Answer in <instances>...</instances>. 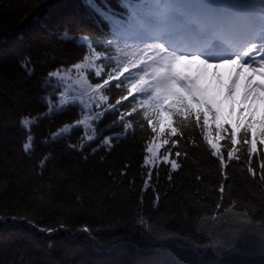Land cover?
Listing matches in <instances>:
<instances>
[{"label": "trees", "instance_id": "trees-1", "mask_svg": "<svg viewBox=\"0 0 264 264\" xmlns=\"http://www.w3.org/2000/svg\"><path fill=\"white\" fill-rule=\"evenodd\" d=\"M95 3L124 12L122 0ZM111 21L95 14L88 0H0V264H264V183L246 171V145L239 146L241 162H231L225 180L201 129L194 121L187 126L178 121L185 139L173 152L182 153L181 167L169 181V168L161 165L159 179L154 174L145 188L143 146L151 133L139 112L129 118L135 135L114 142L111 150L93 152L99 139L86 143L83 151L70 148V143H80L81 131L69 135L65 130L62 138L51 140L78 116L76 108L48 115L64 82L57 89L45 80L49 71L88 54L87 47L80 46L81 36H89L97 51L103 48L119 63L125 57L118 49L139 46L111 32ZM28 59L31 75L22 67ZM89 60L101 63L90 54ZM85 67L89 73L95 70L87 62ZM72 77L67 95L83 105L94 104L87 84L75 83V70ZM107 94L113 103L121 89L112 87ZM229 113L233 123L226 126L231 129L240 112L231 107ZM25 116L43 118L25 129L20 124ZM249 116L244 109L243 118ZM112 119L115 116L106 115L101 121L103 136L121 131L106 127ZM251 119L258 130L260 120ZM29 131L33 148L26 153ZM220 143L226 155L230 144ZM257 146L254 166L264 157V145ZM85 226L91 237L82 230ZM40 228L57 230L49 234Z\"/></svg>", "mask_w": 264, "mask_h": 264}, {"label": "snow or ice", "instance_id": "snow-or-ice-1", "mask_svg": "<svg viewBox=\"0 0 264 264\" xmlns=\"http://www.w3.org/2000/svg\"><path fill=\"white\" fill-rule=\"evenodd\" d=\"M88 6L106 21L113 20L117 15L107 5L104 7L97 5L95 0H88ZM121 7L127 10L130 26L147 33L156 28L162 32L172 29L185 36L190 44L199 46L194 50L177 47L175 44L169 47L167 41L157 37L143 40V47H133L130 51L118 49L125 57L124 62L119 63L114 62V57L106 54L103 48L97 51L95 43L89 36H81L80 46H86L88 54L70 66L61 65L49 71L45 80V83L57 89L60 82H64V91H61L59 100L54 99L49 104L48 115L62 114L76 108L78 116L77 119L63 125L51 136V140L55 142L62 138L65 130L69 135L74 131H81L80 143H70V148L83 151L86 143L99 139V144L93 152L99 148L111 150L114 142L118 143L121 139L127 138L130 133L135 135L134 121L129 118L139 112L151 133L143 146L141 165L147 169L142 173L143 184L147 188L153 181L154 174L157 180L159 179L161 165L168 166L169 181L172 180L171 173L180 169L178 158L182 153L179 150L173 152V149H178L180 140L185 139V136L178 121L184 122L185 126L194 121L195 126L201 129L203 140L211 149V155L219 161L221 175L225 180L228 178L227 170L231 162L233 160L241 162L239 146L246 145V171L254 181L264 183V157L259 159L256 166L253 165V156L259 152L257 145H264V118L259 121L260 127L257 130L254 126L256 122L251 116L247 120L243 118L242 109L235 127L229 129L226 120L221 123L223 119L221 112L209 95V89L201 84L200 77L187 76L180 67L192 64L219 67V64H209L210 59H219L225 64H234L251 70L253 74L264 76V0H252L250 4L229 3L227 0H151L149 3L131 5L123 3L122 0ZM65 37H68L67 33ZM111 45L112 41L109 40L107 47L110 48ZM89 54L101 63L94 65L89 60ZM86 62L88 68L95 69L93 72H88ZM22 67L29 75L34 70L30 59L25 60ZM73 70L77 74L75 83L87 84L91 89L94 104L83 105V101H77L75 97L67 95V90L72 88L69 81L73 79ZM89 75L93 77L92 81L89 80ZM101 77L102 80L98 79ZM53 80L56 83H53ZM112 87L121 89V94L113 103H109L107 91ZM234 88L235 81L228 89L229 97L232 96ZM261 92H264V84L253 85L249 80L245 101L249 97L258 98L257 93ZM125 101H128L127 105L124 104ZM52 104L58 106L53 107ZM106 115L115 116L106 127H119L121 131L103 136L104 129L100 124ZM40 118L43 117L30 119L29 116H25L20 124L23 128L29 129L30 125L37 123ZM139 126L143 128L144 124ZM89 128L91 133L87 130ZM33 139L29 131L23 146L26 153L33 148ZM222 140H227L230 144L226 155L225 146L220 143ZM188 142L196 144L195 139L189 138ZM183 155L186 157L187 153ZM48 158L46 156L44 161ZM44 161L41 162V167ZM127 167L125 165V169ZM122 174H125V170H122ZM218 190L223 200L225 185L221 184ZM156 200L159 201L158 195ZM221 206L216 205L217 209ZM60 228L66 229L67 226L61 224ZM56 230L40 228V231L49 234ZM82 230L91 237L87 226ZM51 246L50 244L49 247Z\"/></svg>", "mask_w": 264, "mask_h": 264}, {"label": "rangeland", "instance_id": "rangeland-1", "mask_svg": "<svg viewBox=\"0 0 264 264\" xmlns=\"http://www.w3.org/2000/svg\"><path fill=\"white\" fill-rule=\"evenodd\" d=\"M151 1V0H150ZM249 0H237L236 2L245 3L247 4ZM227 2L232 3L235 2L234 0H227ZM137 29V27H131V31ZM177 35L183 36L179 33L176 34V31L172 29H168L166 31H161L160 29L154 35L153 31L151 33L146 34V38L149 40L150 38H159L168 42V46L171 47L175 40L172 41L173 37ZM184 41L181 40V44L186 46V37L183 36ZM190 43V42H189ZM190 44L191 50H194V47L199 45ZM222 60L219 59H210L209 64L221 63ZM181 70L187 76L196 77L199 76L201 79V84L206 86L209 89V95L215 101L216 107L219 108L221 115L223 117L222 121L225 120L227 123H233L232 117L230 116V108L233 107L237 112H241L243 109H248L249 113L255 119L261 120L264 118V92L257 93L258 98L253 99L249 97L247 101H245V94L248 89V82L249 80L252 81V84H264V76H260L258 74H253L249 70H244L245 72L239 71L238 68H233L232 65L226 67H205L204 65L200 64H192V65H181ZM216 70H222L226 75L225 77H221L218 73L215 74ZM218 72V71H216ZM230 73V75H229ZM240 73L239 75H237ZM244 74L247 76L245 78ZM221 77V78H220ZM235 81V88L233 90V94L231 97L228 95V89L232 87V82Z\"/></svg>", "mask_w": 264, "mask_h": 264}, {"label": "bare ground", "instance_id": "bare-ground-1", "mask_svg": "<svg viewBox=\"0 0 264 264\" xmlns=\"http://www.w3.org/2000/svg\"><path fill=\"white\" fill-rule=\"evenodd\" d=\"M213 65H215V64H213ZM229 65H232L233 68H238L239 71H241V73H242V72H245V71H243V69H244V70H249V69L241 68V67H239V66H237V65H234V64H225V63H223V62H222L219 66H221V67H226V66H229ZM214 67L216 68V66H213V68H214ZM209 69H211V67H209ZM211 70H212V69H211ZM216 71H218V72H216ZM216 71L213 70V72H215V74L218 73L219 76H220V74H221V77H225V76H226V75H223L224 72H223L222 70H216ZM249 71L251 72V70H249ZM251 73H252V72H251ZM239 74H240V73H239ZM229 75H230V73H229ZM237 75H238V74H237ZM240 75H241V74H240ZM244 76H245V78L247 77L245 74H244ZM221 77H220V78H221Z\"/></svg>", "mask_w": 264, "mask_h": 264}]
</instances>
